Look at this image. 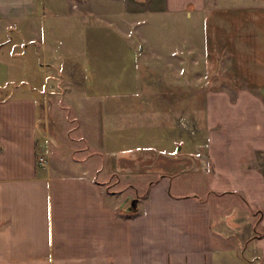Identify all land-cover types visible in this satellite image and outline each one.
I'll list each match as a JSON object with an SVG mask.
<instances>
[{
	"label": "crops",
	"instance_id": "0c3cea01",
	"mask_svg": "<svg viewBox=\"0 0 264 264\" xmlns=\"http://www.w3.org/2000/svg\"><path fill=\"white\" fill-rule=\"evenodd\" d=\"M99 1L0 0V30H34L29 40L46 46L49 41L44 20L66 13L68 5L82 16H99ZM127 1L124 4L129 10L134 1L142 2ZM165 2L172 10L186 9L189 4L186 12L191 14L202 10L206 0H181L172 5L169 0ZM222 4L237 8V12L243 7L237 0H224ZM247 6L264 8V0H248ZM32 22H39L43 31H36ZM224 27L264 32V22ZM249 38L254 40L251 46L262 53L258 35ZM102 41L84 43V67L77 73L67 72L74 81L63 93L93 94L97 90L129 102L137 84L136 72L132 67L127 69L132 45L127 40L120 42L121 47L118 42ZM189 41L190 46H196L192 39ZM5 42L0 41V49ZM105 46L112 50H103ZM19 52L10 50L8 59L0 62V68L5 69L0 73V82L4 81L0 83V264H241L238 251L230 245L227 220L218 217L216 224L210 198L194 189H173L171 184L175 175L187 171L197 178L203 176L199 177L203 191L224 195L238 189L251 207L262 208L260 221L264 223V75L256 87H238L232 97L223 88L206 91L203 157L173 154L170 147L166 152L156 145L134 147L127 141L113 147L107 144V150L113 149L114 154L102 178L101 167L94 165L87 170L85 157L79 158L74 151L63 152L48 120L42 126L38 124V89L22 85L25 76L20 74L23 64L16 56ZM108 54L119 57L118 69L96 72L94 63ZM254 58L252 62H258ZM44 63L45 67L53 64ZM44 74L42 78L49 80ZM40 78L34 74L29 82L33 85ZM128 102L114 105L118 116L128 115L127 110L132 109ZM55 144L63 157L70 155L64 160L72 169H60L51 161L49 154ZM143 182L144 193L137 198L136 208L128 209L130 199L137 196L133 192L141 189L138 184ZM253 241L258 264H264V234Z\"/></svg>",
	"mask_w": 264,
	"mask_h": 264
},
{
	"label": "rangeland",
	"instance_id": "374dc122",
	"mask_svg": "<svg viewBox=\"0 0 264 264\" xmlns=\"http://www.w3.org/2000/svg\"><path fill=\"white\" fill-rule=\"evenodd\" d=\"M223 1L206 0L202 10L191 14L190 11L186 12L191 7L189 4L186 9L172 10L168 9L170 7L165 0L134 1L130 10L125 8L127 0H101L99 16H82L77 9L68 5L66 13L44 20L45 36L49 41L44 43L46 46L36 45L29 40V34H35L34 30L30 33L0 30V41H6L0 49V62L8 59L10 50L21 51L16 56L21 58L23 64L20 74L25 78L22 85L36 86L38 89V124L42 126L44 120H48L58 134L56 140L63 152L68 154L74 151L79 158L85 157V161L89 162L85 163L87 170L91 171L94 165L101 167L99 174L102 178L114 154L113 149L107 150V144L113 147L127 141L134 147L156 145L161 152H166V147H170L173 154L203 157L207 133L206 91L223 88L231 92L232 97L238 87H256L257 81L264 75V32L237 30L235 27L226 30L224 27L240 22H264V8H247L248 0H237L243 6L237 12V8H227ZM118 2L123 3L124 7ZM180 2L169 0L170 5ZM31 26L41 31L39 22H32ZM255 33L262 53L251 46L254 40L249 37ZM95 39L104 43L118 42L120 47V42L127 40L132 45L133 55L127 57V69L132 67L136 72L137 84L129 102L97 90L93 94L81 91L77 95L63 93L68 83L74 81L67 72L77 73L82 70V65L84 67L82 46ZM190 39L196 46H190ZM24 42H27L26 46L22 45ZM106 49L107 52L112 50L105 46L103 50ZM85 57L89 66V58ZM118 58L109 54L101 57V62L94 63V70L115 72L114 68L117 70L119 67ZM253 58L260 63H253ZM45 61L53 64L45 67ZM3 69L0 68V73ZM44 72L49 80L42 78ZM34 74L41 78L32 85L29 80ZM127 102L132 109L127 110V116H118L114 105ZM92 122L93 127L90 126ZM121 130L122 134L119 132ZM57 150V145H53L49 154L51 161L60 169H72L65 161L70 155L63 157ZM206 163L209 171L210 160ZM186 172L172 178V188L194 189L208 196L214 215H217L215 220L221 216L227 220L230 245L238 251V262L258 264V250L253 243L257 236L248 238L253 232L255 217L249 209L250 205H246L236 192L216 195L203 191L199 179L203 176L197 178ZM148 176L152 177V174ZM177 182L182 185H177ZM142 184H138L141 189L134 191V195L144 193L145 183ZM261 216L262 213L259 222L264 226L260 221ZM219 227L223 228V225L219 224Z\"/></svg>",
	"mask_w": 264,
	"mask_h": 264
},
{
	"label": "trees",
	"instance_id": "16d2710c",
	"mask_svg": "<svg viewBox=\"0 0 264 264\" xmlns=\"http://www.w3.org/2000/svg\"><path fill=\"white\" fill-rule=\"evenodd\" d=\"M228 191L238 193L239 196L241 197V199L246 203V205L249 206L246 197L242 194V192L240 190H238V189H230ZM140 196H141V194H140ZM140 196H136V197L138 198ZM249 209H250L251 213L255 214V217L253 218V232L248 237V238H252V237L261 235L264 232V226H262L260 224V222H259V218H260V215L262 213V209L261 208H251L250 206H249ZM259 225H261L260 229H258Z\"/></svg>",
	"mask_w": 264,
	"mask_h": 264
},
{
	"label": "water",
	"instance_id": "95a60500",
	"mask_svg": "<svg viewBox=\"0 0 264 264\" xmlns=\"http://www.w3.org/2000/svg\"><path fill=\"white\" fill-rule=\"evenodd\" d=\"M178 146H180V145H178ZM136 200H137V197L136 196H133L130 199V202L127 205V208L130 209V210H134L136 208Z\"/></svg>",
	"mask_w": 264,
	"mask_h": 264
},
{
	"label": "built area",
	"instance_id": "2783aa9c",
	"mask_svg": "<svg viewBox=\"0 0 264 264\" xmlns=\"http://www.w3.org/2000/svg\"><path fill=\"white\" fill-rule=\"evenodd\" d=\"M42 159H43V156H42V155H39V156H38V160H39V161H42Z\"/></svg>",
	"mask_w": 264,
	"mask_h": 264
}]
</instances>
